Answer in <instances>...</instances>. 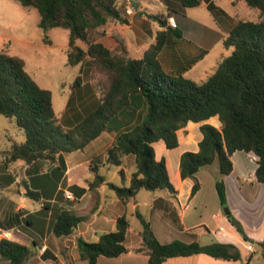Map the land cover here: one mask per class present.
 Returning a JSON list of instances; mask_svg holds the SVG:
<instances>
[{"label":"trees","instance_id":"16d2710c","mask_svg":"<svg viewBox=\"0 0 264 264\" xmlns=\"http://www.w3.org/2000/svg\"><path fill=\"white\" fill-rule=\"evenodd\" d=\"M23 6L34 7L39 13L38 26L44 30L62 27L68 30L66 50L68 64H84L90 69V77L102 76L100 81L101 102L91 112L75 120L72 125H62L56 115L52 93L41 87L28 73L22 57L0 49V114L8 118L23 132L24 140L12 143L4 164L21 160L31 164L38 160L57 162L60 170L62 152L84 147L97 137L110 118L128 105L130 94L141 95L146 103V113L133 128L119 133L113 144L101 157H94L88 165L91 177L88 188L94 190L105 182L102 167L120 166L124 157L134 156L135 169L129 184L106 182L116 197L126 204L139 189H165L175 193L164 157L155 158L153 143L162 140L172 149L178 145L176 131L188 121L202 122L217 116L219 127L201 123L202 138L197 151H185L180 156L179 171L182 179L194 178L198 169L218 161L219 172L227 175L232 171L231 156L235 151L251 152L257 156L255 177L264 182V0H243L257 8L261 15L256 20L237 19L222 39L223 46L231 52L217 65L204 81L197 83L183 75L164 72L158 61V53L166 42L163 31L145 50L141 58H126L96 41V30L109 20L124 22L118 0H17ZM166 14L148 13L147 17L166 26L168 13H183L196 6L200 0H161ZM209 7L214 5L210 2ZM94 32V35L91 33ZM175 34V31H173ZM80 40L84 47L77 45ZM77 75L72 88L79 86ZM73 104H69V111ZM26 195L33 200L42 198L40 191L25 185ZM73 188V187H71ZM199 188L194 182L191 194ZM220 204L226 203L223 180L216 182ZM46 209L47 206L43 205ZM135 215L141 224L139 234L142 246L135 251H145L147 264H162L165 260L205 253L214 258L236 261L240 258L238 247L229 242L200 244L173 240L161 243L153 233L150 222L139 211ZM239 230L237 221L226 215ZM84 216L61 210L51 222L56 236L68 235ZM129 221L125 215L117 217L113 231L100 234L96 241L77 239L80 257L86 264H96L99 256L116 257L127 251L124 245ZM264 251V237L259 243ZM30 249L23 244L0 239V258L8 264H25ZM264 255V254H263ZM246 264H249L247 261Z\"/></svg>","mask_w":264,"mask_h":264},{"label":"crops","instance_id":"0c3cea01","mask_svg":"<svg viewBox=\"0 0 264 264\" xmlns=\"http://www.w3.org/2000/svg\"><path fill=\"white\" fill-rule=\"evenodd\" d=\"M210 2L214 5L212 9L209 7ZM228 2H231L230 8L233 9L243 4V0ZM223 4L226 5L222 0H200L198 5L186 8L183 13H168L166 26H160L146 14L160 13L163 10L167 13L166 5L161 0H118L125 21L109 20L97 28L95 40L126 58H141L148 46L155 41L158 32L163 31L166 42L158 53L162 70L170 75L181 74L201 83L231 52L230 48L223 46L222 39L238 17L236 14L230 17L221 11ZM127 8L132 9L130 13L126 12ZM169 17L176 23L175 28L169 26ZM76 44L84 47L80 42ZM83 72L84 78L81 77L79 86L72 88L70 99L60 115L54 109L62 125H72L73 121L80 120L101 102L100 85L97 89L89 69H83ZM52 103L54 108L53 100ZM70 103L73 106L68 111L66 109ZM145 113L144 98L136 93L130 94L128 105L110 118L106 128L97 137L80 149L60 154L63 166L58 171L55 168L57 162L45 160L31 164L17 160L5 165L4 159L11 144L22 142L24 134L13 128V135H8L4 128L3 138L7 143L5 149L0 150V230L10 231L9 240L30 249L25 264H86V260L80 257L77 239L96 241L100 234L115 229L116 219L121 215H125L129 221L124 241L127 251L116 257L99 256L96 264H147L146 252L135 251L142 246L139 234L141 224L135 215L136 210L150 222L154 235L161 243L173 240L185 243L198 241L200 244L229 242L235 244L240 252V258L236 261L198 253L172 257L162 264H246L247 261L249 264H264V251L259 244L264 237V182H258L255 177L257 156L251 152H233V168L227 175L220 174L218 161L214 160L211 164L200 167L194 178L182 179L180 176L181 154L198 150V142L202 138L199 130L201 123L219 127L216 115L202 122L188 121L176 131L178 145L172 149L166 148L162 140L152 144L155 158H165L175 193L165 189H139L131 200L122 204L106 182L121 185L119 171L122 170L124 184H129L131 173L135 169L132 154L125 156L120 166L102 167L105 182L94 190L88 188L91 177L88 165L92 159L103 156L116 136L137 125ZM9 123L13 122L9 120ZM19 135L20 139L17 138ZM240 153L243 154L237 155ZM235 156H238L237 162L234 160ZM233 174L242 186L250 185L241 190V210L236 204L229 206V213L237 221L239 230L222 213L216 190V182L223 180L226 203L232 201L226 180ZM116 175L119 182L114 180ZM195 181L199 183V188L191 194ZM25 185L40 191L42 198L33 200L28 197ZM65 191L70 192L73 199L66 198ZM43 205L47 208L44 209ZM61 210L74 212L84 218L70 234L56 236L50 226ZM246 243L252 244V250L246 248ZM0 264L8 263L0 258Z\"/></svg>","mask_w":264,"mask_h":264},{"label":"rangeland","instance_id":"374dc122","mask_svg":"<svg viewBox=\"0 0 264 264\" xmlns=\"http://www.w3.org/2000/svg\"><path fill=\"white\" fill-rule=\"evenodd\" d=\"M222 1L226 5L223 4L225 9L222 7L221 11L230 17L236 14L238 19L256 20L261 16L257 8L248 6L244 1L241 4L242 6H237L235 9L230 8L231 2H228L229 0ZM155 9L157 10V7ZM243 9L245 11H242ZM159 14H166V10ZM38 21L39 13L34 7L23 6L17 0H0V49L4 48L9 54L24 59L26 70L32 78L40 86L51 91L54 109L60 115L65 103L70 99L75 77L80 75L84 78L85 72H83V69L88 70L89 68L87 64L82 67L80 64L75 66L68 64L66 50L69 35L67 29L52 27L44 30L38 26ZM76 42L85 45L80 40ZM94 76L96 88H99L102 76L98 74ZM4 128H6V134L8 135H13V128L16 131H21L17 127L15 128L13 123L10 124L8 118L0 114L1 151L5 149V143H7L3 138ZM14 138H16L15 135ZM17 138L20 139V135ZM237 158L238 156L234 157L236 162ZM114 180L119 182L117 175ZM226 186L232 201L222 206V213H225V208L230 210L229 206L231 204H236L237 208L241 210V190L249 188L250 185L244 184L242 186L233 174L227 178ZM211 205L212 203H210Z\"/></svg>","mask_w":264,"mask_h":264},{"label":"built area","instance_id":"2783aa9c","mask_svg":"<svg viewBox=\"0 0 264 264\" xmlns=\"http://www.w3.org/2000/svg\"><path fill=\"white\" fill-rule=\"evenodd\" d=\"M131 10H132L131 8H127L126 9V12L127 13H130ZM168 24L172 28H175L176 27V23L174 22V20H173L172 17H169L168 18ZM65 196H66V198L73 199V195L70 192H68V191H65ZM0 238H2V239H9V238H11V232L8 231V230H0ZM246 248L248 250H252V244L251 243H246Z\"/></svg>","mask_w":264,"mask_h":264},{"label":"water","instance_id":"95a60500","mask_svg":"<svg viewBox=\"0 0 264 264\" xmlns=\"http://www.w3.org/2000/svg\"><path fill=\"white\" fill-rule=\"evenodd\" d=\"M230 210L228 208H225V214H229Z\"/></svg>","mask_w":264,"mask_h":264}]
</instances>
